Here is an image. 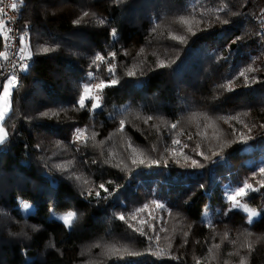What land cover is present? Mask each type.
<instances>
[{
	"label": "trees",
	"instance_id": "trees-1",
	"mask_svg": "<svg viewBox=\"0 0 264 264\" xmlns=\"http://www.w3.org/2000/svg\"><path fill=\"white\" fill-rule=\"evenodd\" d=\"M14 2L32 63L19 74L1 121L7 139L0 143V264H239L240 256L264 264V30L255 20L264 0ZM84 12L89 16L74 24ZM180 17L192 21L194 35ZM97 53L116 65L118 83L104 88L94 113L73 110L84 84L111 78L106 64L99 71L92 64ZM159 60L169 66L157 67ZM230 80L231 91L219 87ZM76 129L94 131L95 140L74 143ZM241 134L251 139L240 142ZM245 181L258 189L241 200L259 213L252 224L221 197L223 184ZM20 202L31 211L21 214ZM208 206L214 228L201 218ZM49 211H74L77 219L66 228ZM246 231L250 253L242 247ZM217 244L214 258L205 259ZM112 246L137 254L112 255Z\"/></svg>",
	"mask_w": 264,
	"mask_h": 264
},
{
	"label": "snow or ice",
	"instance_id": "snow-or-ice-1",
	"mask_svg": "<svg viewBox=\"0 0 264 264\" xmlns=\"http://www.w3.org/2000/svg\"><path fill=\"white\" fill-rule=\"evenodd\" d=\"M114 2L119 3L120 0H114ZM4 0H0V4H3ZM10 8L15 11L18 8V3L17 2H12L10 4ZM219 11H223V8H220ZM233 15H236L237 13H232ZM261 14L262 17H264V10H261ZM89 16L88 12H84L81 17H79L77 20L73 21L74 24H79L81 22V20H83L84 17ZM5 17H7V13L5 11L4 7H0V35H4V39L6 41L5 43V48L7 49L8 47H10L8 41H9V37L5 34V31H11L10 28H7V21L5 19ZM195 19V18H193ZM216 19L219 20L220 23H224L227 24L228 20L226 19H222L219 16H216ZM180 22L187 26V31L190 32L191 34H195V32L193 31L192 27H191V23L192 21H189L188 19H186L185 17H180ZM98 23L103 24L104 21L98 20ZM196 25L198 26L201 21L200 20H195ZM157 27H159V25H157ZM25 35H21L19 37V43H20V47L17 53H15V57L20 61L19 64L13 63V67L17 68L20 71H25L27 70V68L30 66L27 63H25L24 61H26L27 59L31 58L32 52L30 49L26 48L25 45ZM112 36L115 37L116 36V31L115 29H113L112 31ZM171 39L173 40H177L180 43H185L186 40L183 36H177V35H171L170 36ZM237 39H239V37H237ZM54 49L50 48V47H41L38 51L39 52H43V53H47L49 51H53ZM143 51V50H141ZM139 55V53H138ZM109 56L111 57V60H115L116 57V53L115 52H111L109 53ZM0 60H4V61H9V55L7 53V51H0ZM173 63L175 61H172ZM92 64L96 67L97 71L100 70V66L101 65H107V71L109 72L111 78L109 81H104L101 80L98 83H86L82 86V92L77 100V105L78 108H75L73 110H80V109H85L87 108V110L89 112L94 113L96 111V109H99L101 107V98H102V93L105 87L108 86H112L118 83V80L115 77V69H116V65L114 63H111L110 60H108L105 56L100 55L99 53L96 54V56L93 58ZM168 63H166L163 60H159L157 62V67L159 68H164V67H168ZM255 69H253L252 67H248L245 71L246 72H252ZM128 76H134L136 75V71L135 68L133 69H129L126 73ZM241 76L245 75V72L242 71L240 73ZM89 77V81H92L93 79H95L94 73L89 72L88 74ZM246 80V86H247V80L248 78L245 77ZM232 84L233 81H228L226 84H222L219 85L220 88H223L225 91H231L232 90ZM17 85V77L15 76V74H10L6 79L0 80V89H2V91H0V121H3L5 119L6 113L8 111H10L11 108V96H12V90L14 88H16ZM95 92L96 94L93 95L92 93ZM91 101L90 106L86 104V101ZM59 113H51V115H58ZM41 115L44 116H48L49 113H42ZM244 115H247V113H244ZM195 118V117H193ZM153 119V117L148 116L146 118H144V122L148 123V121H151ZM226 120V122L228 120H237V122H240L239 117H227L224 118ZM124 124H125V120H121L120 121V128L119 131H123L124 129ZM171 128L172 129H176L177 128V124L173 123L171 124ZM260 128L264 129V124L260 125ZM249 132H251V128L248 129ZM199 134V133H198ZM74 136V143H78V144H84L87 145L89 140L94 141L95 140V136L96 133L93 131L91 133V135L89 136L87 134V130L86 129H76L75 132L73 133ZM189 138H191V136H189ZM7 139V132L6 130L0 126V143H3L5 140ZM247 139H251L250 136H245V134H241L240 136V142H245ZM103 142H101L102 144ZM174 144H179V140H174L173 141ZM57 146H59V142H57ZM130 149L132 148V145L129 144L128 146ZM134 150V149H133ZM199 154V153H198ZM216 153H214L215 155ZM184 159H188V157H184ZM70 163V162H69ZM133 164L137 163L136 159H133L132 161ZM139 163H144V160L141 159L139 160ZM155 163V162H154ZM192 164L194 166H199L197 161L193 160ZM58 168H60L61 166H57ZM62 170L67 171L68 169L66 167L62 168ZM259 173L264 176V166H261L259 168ZM76 180L81 181L82 178L79 176L75 177ZM83 183H87L88 181L86 179H84L82 181ZM260 187L264 188V181L260 182ZM99 188L104 189L105 192H108L109 190L107 188L104 187L103 184L99 185ZM258 189L254 188L252 184L248 183L247 181L244 182V184L242 186H238L236 189H228L225 192V200L226 202H228L230 204V208L228 209V211H231L233 208H242L243 211L245 213H247V223L248 224H252L254 222V218L257 217L259 215V213H257L254 209H251L248 207V205L246 203H242L241 200L243 197H246L248 195V193L250 191H257ZM111 193H109L110 195ZM97 196L100 195L99 192L96 193ZM106 198V197H105ZM23 208L25 210H29L30 209V205L27 202H23ZM148 206L146 205L145 208H147ZM156 208L158 209H164L165 205L162 203H156ZM138 211H144V209H139ZM225 215H227V212H225ZM57 219L61 220L64 224V226L66 228H71L73 226V223L75 222V220L77 219V214L74 211H68L66 214L61 215L56 217ZM118 219L124 221L126 220V217L121 214L117 216ZM136 215L135 213L131 214V216H129L127 219H135ZM142 224L147 223L149 229H152L153 226L151 223L147 222V221H141ZM130 228H133V231H137L139 232L140 235H146V233L144 232L143 228H135L133 227L132 224L128 225ZM207 226L210 228H214V225H212L211 221H207ZM154 231V229H153ZM160 231H164L163 228L160 229ZM185 237H187L188 233L185 232L184 233ZM245 235V242L242 245V247L247 248L248 252L250 253L252 251L253 245L251 242L248 241L247 237H251L252 233L250 231H246ZM159 234H156V239L159 240ZM149 240L152 239V237H148ZM224 239H228V234L225 233L224 234ZM233 243H235V241H233ZM96 247H100V245H95ZM220 247L219 244L214 245L213 247L209 248V257L205 258V259H211L214 258L213 255V250L214 249H218ZM109 253H111L112 255H119L122 253H127L128 255H135L137 253H133L128 251L126 248L120 249V248H116L115 246H112L110 248H108ZM163 253V249H160L159 251H157L155 254L156 255H161ZM230 256L232 255H239V252H234V253H229ZM175 258V257H173ZM196 264H201V259L200 258H196ZM224 264H229V262L226 260L224 261ZM239 264H247V258L245 256H240L239 258Z\"/></svg>",
	"mask_w": 264,
	"mask_h": 264
},
{
	"label": "built area",
	"instance_id": "built-area-1",
	"mask_svg": "<svg viewBox=\"0 0 264 264\" xmlns=\"http://www.w3.org/2000/svg\"><path fill=\"white\" fill-rule=\"evenodd\" d=\"M12 2H14V0H4V3L0 4V7H4L7 13V17H5L7 21V28L11 29V31H5V34L10 38L8 41L10 47H8L7 49L5 48L6 41L4 39V35H0V50L7 51L9 55V61L0 60V80L7 78L10 74H15L18 83V76L22 71L18 70L17 68H14L13 63H20V61L15 57V53L18 52L20 47L19 37L21 35H25L26 33H19L17 30V13L16 10L13 11L10 8V4ZM255 20L259 25V30H264V17H262L261 13L256 17ZM24 46L27 48V34L25 36ZM24 62L28 65H31L32 63L31 58L27 59Z\"/></svg>",
	"mask_w": 264,
	"mask_h": 264
},
{
	"label": "rangeland",
	"instance_id": "rangeland-1",
	"mask_svg": "<svg viewBox=\"0 0 264 264\" xmlns=\"http://www.w3.org/2000/svg\"><path fill=\"white\" fill-rule=\"evenodd\" d=\"M6 79V78H5ZM0 91H2V89H0ZM82 92V91H81ZM93 95H94V92L92 93ZM87 103H88V105L90 106V104H91V101L89 100V101H86ZM0 126H1V121H0ZM243 184H239V185H230V184H223L222 186H221V197L223 198V199H225V192H226V190H228V189H236L238 186H242ZM29 205H30V209L29 210H25L24 208H23V202H20V204H19V212L21 213V214H26V213H28V212H30L31 211V209H32V206H31V204L30 203H28ZM229 204V203H228ZM229 206H230V204H229ZM249 207V206H248ZM249 208H251V207H249ZM236 209H239V210H241L245 215H246V217H247V213H245L244 211H243V209L242 208H236ZM252 209V208H251ZM255 210V209H254ZM256 211V210H255ZM257 212V211H256ZM67 213V212H66ZM66 213H60V212H52V211H49V214H48V216L49 217H52V218H54V219H56V220H59V219H57L56 217H58V216H61V215H64V214H66ZM212 214H213V210L211 209V207H206V209H204L203 210V212H202V215H201V218H202V220L206 223L207 221H209L210 219H211V217H212ZM256 218V217H255ZM61 221V220H60ZM62 222V221H61Z\"/></svg>",
	"mask_w": 264,
	"mask_h": 264
},
{
	"label": "crops",
	"instance_id": "crops-1",
	"mask_svg": "<svg viewBox=\"0 0 264 264\" xmlns=\"http://www.w3.org/2000/svg\"><path fill=\"white\" fill-rule=\"evenodd\" d=\"M1 51V50H0Z\"/></svg>",
	"mask_w": 264,
	"mask_h": 264
}]
</instances>
